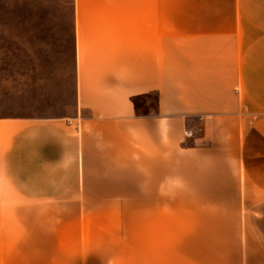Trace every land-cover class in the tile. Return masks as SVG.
<instances>
[{
	"label": "crops",
	"instance_id": "0c3cea01",
	"mask_svg": "<svg viewBox=\"0 0 264 264\" xmlns=\"http://www.w3.org/2000/svg\"><path fill=\"white\" fill-rule=\"evenodd\" d=\"M67 1L73 104L0 116V264H264V0Z\"/></svg>",
	"mask_w": 264,
	"mask_h": 264
},
{
	"label": "rangeland",
	"instance_id": "374dc122",
	"mask_svg": "<svg viewBox=\"0 0 264 264\" xmlns=\"http://www.w3.org/2000/svg\"><path fill=\"white\" fill-rule=\"evenodd\" d=\"M72 6L0 0V116L50 117L74 102Z\"/></svg>",
	"mask_w": 264,
	"mask_h": 264
},
{
	"label": "trees",
	"instance_id": "16d2710c",
	"mask_svg": "<svg viewBox=\"0 0 264 264\" xmlns=\"http://www.w3.org/2000/svg\"><path fill=\"white\" fill-rule=\"evenodd\" d=\"M135 115H155L157 113V92L138 94L131 97Z\"/></svg>",
	"mask_w": 264,
	"mask_h": 264
},
{
	"label": "built area",
	"instance_id": "2783aa9c",
	"mask_svg": "<svg viewBox=\"0 0 264 264\" xmlns=\"http://www.w3.org/2000/svg\"><path fill=\"white\" fill-rule=\"evenodd\" d=\"M185 137L187 138L191 137V131H185Z\"/></svg>",
	"mask_w": 264,
	"mask_h": 264
}]
</instances>
